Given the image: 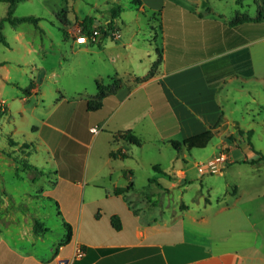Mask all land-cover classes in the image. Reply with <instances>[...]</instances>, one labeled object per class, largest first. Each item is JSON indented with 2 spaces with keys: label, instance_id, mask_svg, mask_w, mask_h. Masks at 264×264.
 I'll return each mask as SVG.
<instances>
[{
  "label": "crops",
  "instance_id": "0c3cea01",
  "mask_svg": "<svg viewBox=\"0 0 264 264\" xmlns=\"http://www.w3.org/2000/svg\"><path fill=\"white\" fill-rule=\"evenodd\" d=\"M221 2L228 11L218 7ZM242 2L134 0V17L126 21L120 11L114 20L116 36L99 32L86 44L67 38L71 23L65 17L63 39L70 43V53L66 44L54 50L52 40L36 47L19 26L13 27L12 40L0 44V115L10 117L15 96L21 102L15 112L21 115L38 108L33 98L40 100L41 118L31 133L22 130L26 139L18 143H36L33 154L44 152L48 167L41 169L42 176L50 179L41 196L56 201L71 237L47 257L22 252L1 239L0 264H58L61 259H68L67 264H264L257 229L264 204H254L252 196L242 201L239 190L230 203L187 204L184 194L193 186L187 179L206 173L200 171L205 162L196 153L203 149L176 151L170 144L211 131L218 137L214 155L219 143H239V149L248 151L249 130L232 115L239 108L236 83L264 81V21L230 25ZM111 5L118 7L116 0ZM73 11V22L101 18L94 7L87 14L79 7ZM257 13L258 7L255 16L247 15L255 18ZM109 21L110 14L102 24ZM36 56L44 62L50 58L53 65L36 64ZM156 61L153 75L139 81ZM66 73L68 79L82 77V86L63 88L60 80ZM113 77L121 79L109 97L113 105L105 117L92 119L86 101L96 94L95 81ZM48 85L55 89L41 90ZM92 127L97 130L91 132ZM125 131L141 144L115 136ZM232 149L228 164L250 160L234 159ZM111 152L125 157L112 158ZM1 159L9 157L0 153ZM128 184V190L115 194ZM114 215L120 230L111 225ZM251 236L258 240L245 243ZM81 247L93 251L75 256Z\"/></svg>",
  "mask_w": 264,
  "mask_h": 264
},
{
  "label": "rangeland",
  "instance_id": "374dc122",
  "mask_svg": "<svg viewBox=\"0 0 264 264\" xmlns=\"http://www.w3.org/2000/svg\"><path fill=\"white\" fill-rule=\"evenodd\" d=\"M112 1L114 0H23L16 3L13 12L17 16H32L38 19L37 22L26 21L18 25L19 29L24 32L26 40L32 42L36 47L41 43L46 46L52 40L54 42V50L60 47L58 44H66L68 47L65 50L70 53L69 42L63 39V23L61 22L64 21L65 17L71 23L68 29L70 31L74 29V32L77 33V29L81 27L84 18L73 22V10L76 11V8L79 7L81 14H87V9L94 7L98 11V15H101V18H95L96 22L93 26H104L106 25L102 24L104 18L106 19L109 16L110 9L114 7L111 5ZM116 1L117 6L121 9L122 18L130 21V18H133L136 13L134 0ZM263 1L243 0V6H236L235 9L246 15L255 16L257 7ZM224 5L225 2H221L218 7L228 11L230 7ZM6 10L7 4L0 2V17L5 15ZM142 25H145L144 21H142ZM130 26L135 27V24L130 23ZM3 31L8 41H11L13 27L6 23ZM42 32H45V35ZM146 32L148 35L149 31L146 30ZM66 35L67 38L71 39L68 32ZM1 47L0 45V49H2ZM35 62L38 65L45 63H47L46 66L53 65L50 58L44 62L39 56L35 57ZM66 65L67 63H65ZM60 81L65 89L80 88L83 83L82 77L77 78L74 76L68 79L67 73L62 76ZM241 83H236V91L239 95L237 105L239 108L234 111L232 116L236 118L242 127H246L251 132L248 141L249 149L245 153L239 149V143H234L232 146L224 143L219 144L224 146L227 156L230 149L233 148L231 153L234 159L238 160L247 156L250 160H257L260 155H264V81H255L248 78ZM50 89L55 88L49 85L41 87V90L46 93ZM8 95L12 96L11 92ZM37 101L38 103L36 98L32 100V103L37 104V109L27 111V113L21 115L15 112L21 102L16 96L13 97L10 102V110H12L10 117L0 115V137L2 138L3 134H6L16 142L25 140L26 138L23 137L25 133L22 130L27 128V132L31 133L33 126L37 124L36 120L41 118L39 117L41 115L39 108L42 104L39 102L40 100L37 99ZM30 122L33 123L30 124ZM1 138L0 147L7 149L6 140ZM30 140L33 141V139ZM216 142H218V137L214 135L205 150L196 151L204 162L216 155H214ZM228 142L233 141L229 139ZM0 153L6 155L3 149H0ZM44 157V152L40 151L30 156L29 163L38 169H45L48 166L43 161ZM13 163L11 158L0 160V171L2 173L0 177V240L5 239L22 252H34L39 257H47L49 251L54 250L53 252H55L58 243L63 240L64 230L56 217L54 205L44 199L31 197L41 195L42 187H47L45 180L47 178L50 179V175L49 177L45 176V178L39 175L37 181L32 182L30 174L21 172L22 179L20 180L15 176V163ZM190 183L193 184L191 190L186 191L184 194V202L187 204L193 205V202L197 203L198 201L201 203L210 202L214 205L217 203L225 204L226 200L230 203L234 197L233 193L235 190L241 191L242 201L247 202L248 198L252 196L254 204H264V161H259L255 164L233 161L228 164L227 157L222 171L204 173L202 177H194L193 180L187 179V185ZM196 185L202 188L195 190ZM251 212L254 215V211ZM258 213L264 214V210H258ZM34 219H39L48 227L49 231L45 236L34 233L32 229ZM245 223L248 225L247 221ZM257 229L259 240L251 236V240L247 239L245 243H250L254 238L258 240V244L262 245L260 254L264 256V218H258ZM22 236L24 239H22ZM255 264H263V262L257 261Z\"/></svg>",
  "mask_w": 264,
  "mask_h": 264
},
{
  "label": "trees",
  "instance_id": "16d2710c",
  "mask_svg": "<svg viewBox=\"0 0 264 264\" xmlns=\"http://www.w3.org/2000/svg\"><path fill=\"white\" fill-rule=\"evenodd\" d=\"M20 1H23V0H0V2L7 4V10H6L5 15L0 17V44L7 45L6 37L3 32L4 24L7 23L11 25L12 27H17L22 22H26V21L37 22L38 20L37 18L32 17V16H17L14 14L13 12L14 6L16 5V3ZM242 1L243 0H236L237 5H241ZM119 12H120L119 7H112L110 9V21L106 24L108 28L113 29V22L119 16ZM247 21H254V22L264 21V1L258 6V13L255 18H250L248 17V15L244 13H240L239 11H236L235 16L230 21V25H236V24H240L243 22H247ZM95 22H96L95 18L85 17L82 23L84 32L89 33L94 28H97L103 35L106 36L107 33L104 30V26L99 25V26L94 27L93 25L95 24ZM156 66H157V61L154 62L147 76L143 79H139V81H144L147 78H149L151 75H153L154 69L156 68ZM120 85H121V79L117 77H113L106 81L104 80L95 81L96 94L93 97H90L86 101V110L92 115V119H95L97 115L98 120H99L100 118H103L108 114L111 106L113 105V102H110L109 97L118 90ZM250 135H251V132L248 131V137ZM115 136L117 138L126 140L128 143L132 145L139 146L141 144L140 140L130 131L118 132V133H115ZM4 138L7 143V149L5 148L3 149V151L7 155V157L13 160V162L16 165L15 170H14L16 178L21 180L22 177L20 173L23 172L25 174H30L32 176V182H36L37 177H39V175L44 174V172L41 169H38L36 166L30 164L28 160L30 155L37 152L36 143L23 142L20 144L18 142H15L13 139H11L8 136H4ZM211 138H212V132L205 131L200 134L194 135L192 137L186 138L181 142L172 140L170 141V144L176 151H180L182 147H184L187 151L200 150V149H204L207 146ZM110 156L112 158L116 156L125 157V155L120 154L119 152H111ZM259 161H264V155H260L257 160H249V161H244V162L255 164ZM129 188H130L129 184L126 187L117 188L115 190V194H120L124 192L125 190H128ZM31 198H36V199L41 198L54 205L56 217L59 219L61 226L65 232V236L62 242L63 243L68 242L71 237V227L68 223H66L63 220L58 210V205L56 201L50 197H43L41 195L32 196ZM110 222H111L112 227L115 230L121 229V222H120L119 217L115 215L112 216L110 218ZM32 229L34 233L37 235H44L49 231L48 227L45 226L44 222L40 221L39 219H34ZM81 250L85 252L93 251V249H90V248L86 249L84 247H81ZM109 250L110 249H104L101 251L105 253V252H108ZM89 262L90 261L84 264H89ZM80 263L82 262L75 261V260L73 261V264H80Z\"/></svg>",
  "mask_w": 264,
  "mask_h": 264
},
{
  "label": "built area",
  "instance_id": "2783aa9c",
  "mask_svg": "<svg viewBox=\"0 0 264 264\" xmlns=\"http://www.w3.org/2000/svg\"><path fill=\"white\" fill-rule=\"evenodd\" d=\"M104 30L110 36L112 37L116 36V31H114L113 29H109L106 25H104ZM99 32L100 31L97 28H94L89 33H85L83 30V26L81 25V27L77 29V33L74 32V29H73L69 31V34L71 36L72 41L75 44H86L89 40L91 39L94 40L98 36ZM96 130H97L96 127L90 128L91 132H95ZM215 149L217 153L213 158L209 159L205 163L199 164V169L201 172H206V173L216 172L217 173L224 169V166L226 164V160L228 157L225 152V148L224 146H222V144H217L215 146ZM82 255H83L82 250L77 249L75 256L81 257Z\"/></svg>",
  "mask_w": 264,
  "mask_h": 264
},
{
  "label": "water",
  "instance_id": "95a60500",
  "mask_svg": "<svg viewBox=\"0 0 264 264\" xmlns=\"http://www.w3.org/2000/svg\"><path fill=\"white\" fill-rule=\"evenodd\" d=\"M67 263H68V259H61L58 262V264H67Z\"/></svg>",
  "mask_w": 264,
  "mask_h": 264
}]
</instances>
